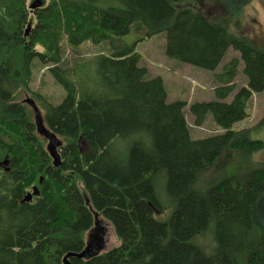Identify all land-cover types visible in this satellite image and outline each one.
Listing matches in <instances>:
<instances>
[{
    "label": "trees",
    "instance_id": "obj_1",
    "mask_svg": "<svg viewBox=\"0 0 264 264\" xmlns=\"http://www.w3.org/2000/svg\"><path fill=\"white\" fill-rule=\"evenodd\" d=\"M179 1L42 0L31 10L26 0H0V264H65L68 254L67 264H264V231L253 213L264 191V163L244 178L194 185L225 151L263 147L247 129L232 126L246 117L251 94L264 92V50L212 21L210 10ZM228 1L232 16L250 0ZM135 21L147 36L163 32L164 54L180 63L213 71L229 47L239 52L240 59L213 73L214 99L188 106L196 126L210 118L222 131L192 138L186 101H168L163 79L140 64L134 43L94 55L87 78L77 76L78 62H64L63 40L73 47L108 42ZM37 61L49 65L65 91L56 105L36 94L43 122L59 141L58 166L36 131L34 112L18 100L31 92ZM239 61L247 86L229 99ZM160 174L171 202L163 221L155 217L162 210ZM33 186L39 194L24 201ZM95 214L120 244L79 257ZM206 232L209 245L197 241Z\"/></svg>",
    "mask_w": 264,
    "mask_h": 264
},
{
    "label": "rangeland",
    "instance_id": "obj_2",
    "mask_svg": "<svg viewBox=\"0 0 264 264\" xmlns=\"http://www.w3.org/2000/svg\"><path fill=\"white\" fill-rule=\"evenodd\" d=\"M33 0H26V6ZM230 7L228 0H180L181 5L198 6L199 10H210L209 17L212 21L224 25L232 34L240 37H245L250 42L257 45L264 50V0H250L243 5L240 12L232 16L228 14L224 2ZM34 8H31L33 10ZM32 25L28 22L27 25ZM27 26L25 27V29ZM30 29V28H29ZM29 33V30H28ZM27 33V35H28ZM25 35V36H27ZM134 43V49L141 55L140 64L145 66L151 76L159 75L164 81L165 88L168 94V101L182 99L186 101L185 120L188 123L190 135L192 138H201L222 131L208 118L205 123L196 126L189 114V104L195 101H209L214 99L213 89L216 88L217 83L213 78L214 72H219L222 66L233 57L240 59V54L237 50L229 47L217 68L213 71L191 66L187 63H180L166 57L164 54L165 35L163 32L146 35L145 28L140 21H135L130 25V30L119 37L113 38L108 42L94 44L87 40L78 46H70L63 40L62 49L64 52V62L66 65L76 66L78 62L77 76L80 78H87L92 72V68L86 67L91 58L99 53L110 54L114 48L121 44ZM37 48H41L37 46ZM49 65L40 64L38 61L34 62L32 77L29 84L31 92L20 93V98L27 104L31 111H33L30 104L25 102L26 98L32 99L36 105L39 106L43 113V108L40 105L42 102L36 94H41V97L53 105L58 104L65 95L62 84L53 77L48 71ZM243 63L239 61L237 66V74L232 80L235 84V89L230 93L229 99L236 93L240 87L247 86V78L242 72ZM40 100V101H38ZM36 101V102H35ZM36 105V106H37ZM37 106V108H38ZM41 114V111L39 110ZM246 117L235 124L232 129L235 131L248 130L251 139H258L264 143V92H253L246 103ZM42 116V115H41ZM118 141V140H117ZM47 142V140H46ZM120 150L123 151L125 144L119 142ZM51 156V155H50ZM52 157V156H51ZM264 163V144L259 150L252 153H246L238 150H227L219 156L211 165L202 170L194 182L196 187L208 188L215 182L219 181L228 175H236L240 178L246 177L249 172L256 166ZM165 175L160 174L155 182L157 195L162 205L160 214H155V217L160 220H166L171 211V202L169 201L165 192ZM40 176L39 180H41ZM33 190L29 193L32 194ZM32 196H35L32 194ZM98 221L103 229L102 240L94 245V241L90 240L92 237L89 233L94 225L85 232L84 240L85 247L90 246L95 250L96 254H102L107 250L117 247L120 240L116 235L110 223L101 215L98 216ZM210 233L206 232L205 236H200L197 241L201 244H211Z\"/></svg>",
    "mask_w": 264,
    "mask_h": 264
},
{
    "label": "water",
    "instance_id": "obj_3",
    "mask_svg": "<svg viewBox=\"0 0 264 264\" xmlns=\"http://www.w3.org/2000/svg\"><path fill=\"white\" fill-rule=\"evenodd\" d=\"M41 4H42V0H33L32 3L29 5V8L35 9V8L41 6ZM29 28H30V24L27 25V28L24 31V35H27ZM25 102L30 104V106L32 107V109L34 111V124H35L37 133L47 140V146L46 147H47L49 154L52 156L53 165L58 166L60 164V156H59V153L57 151V146L59 145V141H58L57 137L45 126V124L43 122V118H42L40 112L38 111V108L35 105L34 101L32 99L26 98ZM32 190H33V192H32L33 195L37 196L39 194V190L37 189L36 186H33ZM32 194L28 192L24 196L23 200L29 201L32 197ZM253 213H254V216H255L257 222L261 226L260 228H262L264 231V191H262L260 194H258L256 196V198L253 202ZM93 225L98 226L101 229L102 238H103V229L100 226L97 214L94 215ZM90 240H93V238H91ZM101 240L102 239L94 240V245L96 246V244H98ZM90 254H96L95 250L92 247L87 246L83 249V251L80 254H78V256L79 257H85L86 255H90ZM68 255H65L63 257V261L65 262V264H67L65 260H66Z\"/></svg>",
    "mask_w": 264,
    "mask_h": 264
},
{
    "label": "flooded vegetation",
    "instance_id": "obj_4",
    "mask_svg": "<svg viewBox=\"0 0 264 264\" xmlns=\"http://www.w3.org/2000/svg\"><path fill=\"white\" fill-rule=\"evenodd\" d=\"M89 235L93 238V241L102 239L101 229L98 226L93 227Z\"/></svg>",
    "mask_w": 264,
    "mask_h": 264
}]
</instances>
